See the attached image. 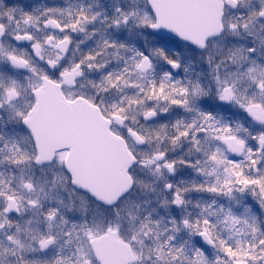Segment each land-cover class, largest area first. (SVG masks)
Masks as SVG:
<instances>
[{
    "label": "snow or ice",
    "instance_id": "1",
    "mask_svg": "<svg viewBox=\"0 0 264 264\" xmlns=\"http://www.w3.org/2000/svg\"><path fill=\"white\" fill-rule=\"evenodd\" d=\"M0 264H264V0H0Z\"/></svg>",
    "mask_w": 264,
    "mask_h": 264
}]
</instances>
